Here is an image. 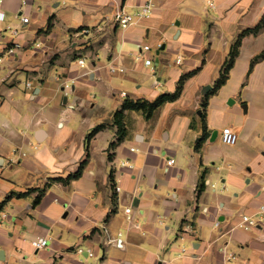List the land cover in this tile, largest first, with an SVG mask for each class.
I'll return each mask as SVG.
<instances>
[{"label":"crops","instance_id":"1","mask_svg":"<svg viewBox=\"0 0 264 264\" xmlns=\"http://www.w3.org/2000/svg\"><path fill=\"white\" fill-rule=\"evenodd\" d=\"M148 1L3 0L0 37L22 48L0 66V264H264V219L240 226L264 206V58L251 70L264 0H151V17L115 23ZM183 77L153 118L126 111L113 147L124 101L175 93ZM39 237L46 249L31 245Z\"/></svg>","mask_w":264,"mask_h":264},{"label":"built area","instance_id":"2","mask_svg":"<svg viewBox=\"0 0 264 264\" xmlns=\"http://www.w3.org/2000/svg\"><path fill=\"white\" fill-rule=\"evenodd\" d=\"M2 2L3 0H0V23H4L6 20L5 12L2 8ZM28 3V0H23V5L26 6ZM209 5L213 6V0L208 1ZM154 13V4L150 0L146 2L144 5L140 6L135 14H131L127 11H125L123 8L118 9L114 15V21L115 23L123 30H127L130 28L133 24H135L137 21L149 18ZM21 21L24 25H27L30 23V18L21 15ZM88 30H82V33H88ZM14 35H17V31H13ZM38 46V45H37ZM161 44L157 46L158 49L161 48ZM22 48V45L18 42H10V43H3L2 39L0 37V66L4 63V60L6 57H14L16 53ZM151 47L148 45L141 46L140 47V59H144V56L142 55L144 52H150ZM182 61L181 58L177 59V63L180 64ZM144 63L146 66H151L153 61L151 59H145ZM79 65L81 67L85 66V60L81 59L79 60ZM111 73H123L124 69L118 68L116 66L110 67ZM23 90L25 91H31L33 90L34 86L31 81L25 80L23 81ZM221 141L223 144L228 146H234L238 142V135L233 131L232 128L226 127L221 132ZM174 159H169L167 164L168 166H173L175 164ZM116 191H120V188H116ZM126 213L129 215L131 213L130 209L126 210ZM6 215L1 216V220L6 219ZM264 219V206H261L257 213L255 215H242L241 216V222L240 226L242 229L246 231H251L252 229L256 228L258 223ZM128 220L130 221L131 218L128 216ZM220 223H215V227H219ZM31 245L36 250L46 249L49 246V240L44 237H39L31 242ZM84 251L83 249H78L77 253L82 254ZM88 254L93 256L94 254L91 251H88Z\"/></svg>","mask_w":264,"mask_h":264},{"label":"trees","instance_id":"3","mask_svg":"<svg viewBox=\"0 0 264 264\" xmlns=\"http://www.w3.org/2000/svg\"><path fill=\"white\" fill-rule=\"evenodd\" d=\"M262 29V25H260L259 27L255 28L254 30H250L247 31L243 34H250V33H258L260 30ZM240 44V40L237 43L235 49L231 52L230 58L229 60L225 63L224 65V69L221 73L220 78L218 79V81L216 82L215 85V89H220L227 81L228 77H229V73L230 70L232 69L234 62H235V58L238 55V46ZM264 58V53H262L261 55H259L251 64V70L254 67V64L259 60ZM186 77H183L180 82H179V86L176 90L175 93L172 94H162L159 97H157L154 101H147V100H131V99H126L124 101V103L121 106V109L116 111L114 113L113 116V121H112V126L113 127H117V142L115 144H113V147L117 144V143H121L126 135H127V128L126 125L124 123V116H125V112L126 111H138V112H142L145 116V118L147 120L153 118L155 116V114L157 113V111L163 107L165 104L167 103H172L175 102L182 93V88H183V84L185 81ZM105 126H99L97 127L89 136H88V140H90L97 132H99L100 130L104 129ZM204 130H207V126L206 124H204ZM84 164H82L79 172L74 175L73 177H69L68 179H55L54 181H58V182H63L64 184H68L72 178H78L79 176H81L82 174V169H83ZM202 188L200 189V191L203 190L204 186H201ZM43 191L40 192V195H42ZM40 196L38 197V199L36 200L35 203H38L40 200Z\"/></svg>","mask_w":264,"mask_h":264},{"label":"rangeland","instance_id":"4","mask_svg":"<svg viewBox=\"0 0 264 264\" xmlns=\"http://www.w3.org/2000/svg\"><path fill=\"white\" fill-rule=\"evenodd\" d=\"M220 121H222V119H220ZM100 254H101V257H102V254H103V253H102V252H100Z\"/></svg>","mask_w":264,"mask_h":264},{"label":"water","instance_id":"5","mask_svg":"<svg viewBox=\"0 0 264 264\" xmlns=\"http://www.w3.org/2000/svg\"><path fill=\"white\" fill-rule=\"evenodd\" d=\"M210 88V87H209ZM215 135H217V133H215Z\"/></svg>","mask_w":264,"mask_h":264}]
</instances>
